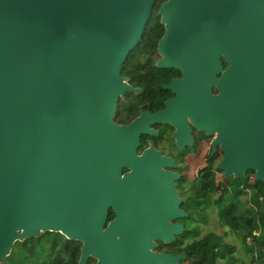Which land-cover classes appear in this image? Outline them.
Segmentation results:
<instances>
[{"label": "water", "instance_id": "1", "mask_svg": "<svg viewBox=\"0 0 264 264\" xmlns=\"http://www.w3.org/2000/svg\"><path fill=\"white\" fill-rule=\"evenodd\" d=\"M155 3L0 0V263L16 241L47 231L83 243L79 264L185 257L154 251L174 226L149 217L180 202L160 152L137 151L155 122L174 125L179 139L192 123L214 137L225 178L253 170L264 182V0L164 1L157 66L183 72L165 85L176 97L155 114L115 121L120 99L136 90L123 65ZM110 207L117 216L105 226Z\"/></svg>", "mask_w": 264, "mask_h": 264}, {"label": "flooded vegetation", "instance_id": "2", "mask_svg": "<svg viewBox=\"0 0 264 264\" xmlns=\"http://www.w3.org/2000/svg\"><path fill=\"white\" fill-rule=\"evenodd\" d=\"M166 1V0H165ZM164 2V1H163ZM162 2V3H163ZM161 3V4H162ZM161 6V5H160ZM160 8V7H159ZM159 10V9H158ZM157 10V12H158ZM157 16L158 13H157ZM156 17L152 13L151 20ZM160 27L164 30L165 25L161 23L159 16L158 21ZM156 26V23L153 25ZM162 35V36H163ZM162 36L157 40V51L151 52L150 47H145L140 51L137 59L143 66L139 72L134 71V76L125 75L122 70L123 76L126 78L129 85L136 90L126 92L125 96L120 99L118 108L116 110L114 119L120 125H127L134 119L139 117L142 112L155 114L162 111L167 107V101L176 97V94L170 88L165 87L173 79L183 78V72L175 68H160L157 62L160 59L158 51V42ZM129 57V56H128ZM133 58H136L135 56ZM158 68L155 71L154 77L151 78L150 74L146 72L153 65ZM224 67L228 66L227 62L223 60ZM174 69V70H171ZM162 80V88H158L157 81ZM138 89V90H137ZM214 92L217 90L214 88ZM191 129L189 130L188 137L181 138L174 137L175 127L168 122H155L150 124V128L156 130L154 134L142 133L140 136V144L138 146V154H142L146 149L154 148L160 152L164 157L157 162L161 170L167 176L166 180L170 181L173 190L176 191V196L180 199L176 209L177 212L173 214H163L156 220L155 217H149L151 223H160L164 226L167 222L174 226V231L170 234V240L164 238H156L154 242L156 247L154 251L170 254L173 257L184 254L185 257H180L177 264H198L196 256V245L199 240L207 235V227L210 225V212L209 207L206 212V221L200 220L198 212L197 191L199 181L205 176H211L212 173L220 174V180L223 182L226 178L224 172L218 167L219 160L223 153L218 149L215 153L213 151L214 137L206 134L204 131L197 130L192 123L189 122ZM215 154H217L215 158ZM122 173L130 172L129 168H122ZM214 174V175H215ZM216 176V175H215ZM213 194V192H211ZM180 213V215H178ZM184 213V215H181ZM117 216V212L110 207L108 209V217L105 226ZM179 230L180 232H176ZM206 231V232H205ZM81 243L80 256L82 252L83 243ZM187 247L189 248L187 250ZM97 260L90 256L87 264H96Z\"/></svg>", "mask_w": 264, "mask_h": 264}, {"label": "trees", "instance_id": "3", "mask_svg": "<svg viewBox=\"0 0 264 264\" xmlns=\"http://www.w3.org/2000/svg\"><path fill=\"white\" fill-rule=\"evenodd\" d=\"M165 0H156L153 13L156 17L149 20L144 35L139 44L131 51L125 64L123 73L134 76V71L139 72L143 66L137 59L145 47H150L151 52L157 51V40L163 35L164 30L160 27L157 10ZM156 23V26H153ZM136 58H133V57ZM153 65V62H152ZM174 70V69H171ZM158 71L156 66L147 69L150 77H154V72ZM135 78V76H134ZM163 81H157L158 88H162ZM215 173L205 176L199 181L197 200L200 220L206 221V210L211 207L215 209L219 223L222 226H229L241 237L244 244L250 238L253 243L248 246L251 251L254 264H264V182L255 180V171L249 170L245 175L234 179L231 190L224 188L222 195L215 198L211 192L223 186V182L216 181ZM254 175V176H253ZM251 176L253 182L251 183ZM248 189H252L251 200L253 205L248 206V201L241 199V195L247 194ZM213 212V210H212ZM259 231V235L254 232ZM34 238V239H33ZM30 238L25 241H16L11 254L8 256L9 264H79L81 243L77 240L67 239L60 233L44 232L39 237ZM223 238L216 233L209 231L203 239L196 245V256L202 264H220L216 250L220 247ZM259 250H256V244ZM189 248L187 247V250ZM235 247L230 244V251L224 255L227 264H233L236 257L233 255ZM2 264V263H0Z\"/></svg>", "mask_w": 264, "mask_h": 264}, {"label": "rangeland", "instance_id": "4", "mask_svg": "<svg viewBox=\"0 0 264 264\" xmlns=\"http://www.w3.org/2000/svg\"><path fill=\"white\" fill-rule=\"evenodd\" d=\"M216 156L217 154H215V158ZM215 175H216V181L218 182L220 180V174L219 175L215 174ZM253 178L254 177L251 176V179H250L251 183L253 182ZM234 179L236 178L227 177L225 180H223V186L220 185L219 188L213 191L214 197L218 198L220 195H222V190L224 188H228L229 190H231L234 185ZM252 194H253L252 189H248L247 194H243L240 196L241 199H243L244 201H248V206L250 207L253 205V202L251 200ZM212 210L213 212H210V220H209L210 225L209 227H207L206 231L207 232L212 231L216 233L218 236H221L223 238V241L220 244V247L216 250V254L220 256L218 260L219 263L227 264L226 260L223 257L230 251V244H232V246L235 247V252L233 255L236 257V261L233 264H254L253 258H256L257 254H254L252 258L251 251L248 248V246L253 243V240L249 238L247 240V243L244 244L241 237L237 235L236 231L232 230L229 226L224 227L219 223L218 216L216 214L215 209L212 208L211 211ZM254 233L256 235H259V231L254 232ZM256 250L257 251L259 250L258 243L256 244ZM198 264H202V263H199V260H198Z\"/></svg>", "mask_w": 264, "mask_h": 264}]
</instances>
